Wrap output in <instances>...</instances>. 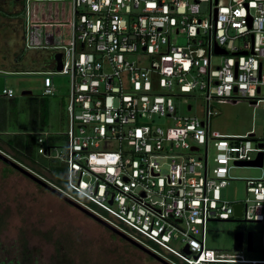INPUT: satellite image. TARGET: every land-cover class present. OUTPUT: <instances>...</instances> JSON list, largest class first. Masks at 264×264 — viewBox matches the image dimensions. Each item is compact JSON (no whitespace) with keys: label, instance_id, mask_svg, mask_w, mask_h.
Returning <instances> with one entry per match:
<instances>
[{"label":"built area","instance_id":"1","mask_svg":"<svg viewBox=\"0 0 264 264\" xmlns=\"http://www.w3.org/2000/svg\"><path fill=\"white\" fill-rule=\"evenodd\" d=\"M41 1H24L27 35L29 4ZM46 1L70 7L67 44L26 43L61 54V70L33 72L42 77V95L53 94L52 75L69 78L62 145L46 147L48 133H37V153L65 168L64 187L51 184L169 264H264V0ZM177 37L183 44H175ZM212 57L220 59L217 65ZM196 85L203 90L204 118L176 116L172 96ZM0 95L14 93L3 87ZM214 99L261 106V136L210 132ZM151 115L173 122H142L150 123ZM258 154L261 164L254 167L261 173L244 180V198L221 199L229 167ZM213 220L258 223L260 257L244 254L252 250L250 231L249 250L248 232L231 253L205 247L206 223Z\"/></svg>","mask_w":264,"mask_h":264},{"label":"rangeland","instance_id":"2","mask_svg":"<svg viewBox=\"0 0 264 264\" xmlns=\"http://www.w3.org/2000/svg\"><path fill=\"white\" fill-rule=\"evenodd\" d=\"M41 2H45L43 4L46 16L54 15L58 21L68 18V2ZM199 7L200 13L205 14L207 5L201 3ZM183 42V37L175 38V44L181 45ZM147 60L148 58L142 55V62ZM211 60L212 65H217L220 61L218 57H212ZM50 78L53 94L48 96L46 124L42 129L55 134L54 144L60 146L61 134L65 132L67 124L65 105L69 94V78L62 75H52ZM195 79L199 82L204 78ZM3 87L12 89L16 96L15 103L5 104L2 109L0 107V136L7 140L12 136L8 130V125L12 122L14 126L23 125L25 129L35 128L28 121V109L32 98L41 94L42 77L33 73H0V90ZM22 90L31 91V96H20ZM202 91L196 85L189 92L172 96L176 116L204 118L205 100L201 96ZM112 102L116 104L115 97ZM210 103L212 110L216 111V114L208 119L207 129L210 132L244 134L252 130L256 136H261V106L253 107L246 101L232 102L227 99H214ZM186 105H190L189 110ZM150 119V123L146 119L142 122L159 127L173 122L170 117L155 115H151ZM0 152L30 172L49 179L44 167L36 165L31 169L26 160L23 159L20 163L13 159V151L5 143H0ZM215 153L216 150L211 147V157ZM89 169L94 173L101 171V168L97 167ZM260 173L259 168L250 165L230 166L227 176L229 181L220 189L221 199L242 200L244 180L255 178ZM82 179L88 181L91 177L84 175ZM59 186L63 188L62 185ZM152 196V199H155V195ZM236 231L242 232L243 235L248 231L252 232V250L244 251V254L249 258H259L261 242L258 223L236 220L208 221L204 246L231 253L232 235ZM181 246V243L176 245L177 248ZM0 264L162 263L0 160Z\"/></svg>","mask_w":264,"mask_h":264},{"label":"trees","instance_id":"3","mask_svg":"<svg viewBox=\"0 0 264 264\" xmlns=\"http://www.w3.org/2000/svg\"><path fill=\"white\" fill-rule=\"evenodd\" d=\"M45 2H32L28 9V44L30 46H59L67 44L69 41V21H70V7L68 5V18L65 21H58L56 17L46 16L43 4ZM43 6H40L42 5ZM16 96L12 98H4L0 95V107L3 108L5 104L15 103ZM47 102L48 95H38L32 98L29 103L28 121L35 127L33 129H25L23 125L14 126L13 122L8 125V130L11 132V138L4 140L0 136V143H5L13 153V159L20 163L26 160L29 168L33 169L36 165L44 167L46 173L49 175L47 179L55 186L64 185V171L65 168L54 159H46L38 154L37 148V133L43 131L46 124L47 117ZM1 131V129H0ZM48 133V132H47ZM62 139L63 138V135ZM56 135L48 133L46 138V147L55 146L54 140ZM34 165V166H33ZM64 187V186H63ZM72 194L77 195L70 190Z\"/></svg>","mask_w":264,"mask_h":264},{"label":"flooded vegetation","instance_id":"4","mask_svg":"<svg viewBox=\"0 0 264 264\" xmlns=\"http://www.w3.org/2000/svg\"><path fill=\"white\" fill-rule=\"evenodd\" d=\"M25 0H0V73L46 71L49 52L27 49Z\"/></svg>","mask_w":264,"mask_h":264},{"label":"water","instance_id":"5","mask_svg":"<svg viewBox=\"0 0 264 264\" xmlns=\"http://www.w3.org/2000/svg\"><path fill=\"white\" fill-rule=\"evenodd\" d=\"M215 52L216 53H222L219 50L218 51L216 50ZM47 61L49 62V66H47V68H46L47 71H52V70L59 71V70H61V54L59 52H55V53H50L49 52ZM15 74H16V72H15ZM19 95L20 96H31V91L22 90V91H20ZM0 160L3 161L8 166H10L11 168H13V169L17 170L18 172L22 173L23 175H25L26 177H28L29 179H31L35 183H37L39 186H41V187L47 189L48 191L52 192L54 195H56L57 197H59L63 201H65V202L69 203L70 205H72L73 207L77 208L82 213H84L85 215L89 216L90 218H92L93 220H95L96 222H98L99 224L104 226L105 228H107L110 231H112L113 233L119 235L121 238H123L124 240H126L131 245L135 246L136 248H138L139 250H141L145 254H147L149 257L153 258L154 260L159 261L162 264H169L168 262L163 260L161 257H159L156 254L152 253L151 251H149L148 249L144 248L139 243L135 242L134 240H132L128 236L124 235L123 233L119 232L118 230H116L115 228H113L112 226L107 224L105 221H103L101 218H99L95 214H93L90 211H88L87 209L83 208L82 206L77 204L75 201L69 199L63 193L58 191L51 183H49L48 181L40 178L38 175L30 172L29 170H27L22 165H20L16 161L12 160L11 158H9L7 155L3 154L2 152H0ZM237 164H240V162H237ZM244 164L245 165H250V166H260V164H261L260 154H258L257 158H255L254 160H251L249 162H245ZM108 202L110 203L111 200L109 199ZM240 208H241V204L240 203L233 204V214L235 216H239L240 215ZM241 238H242L241 232L236 231V232L233 233V235H232V247H233L234 250H239L241 248ZM246 242H247V250H249L250 247H251V234H250V232H248L247 235H246ZM182 250H183V252H188V249H187L186 245L183 246Z\"/></svg>","mask_w":264,"mask_h":264},{"label":"crops","instance_id":"6","mask_svg":"<svg viewBox=\"0 0 264 264\" xmlns=\"http://www.w3.org/2000/svg\"><path fill=\"white\" fill-rule=\"evenodd\" d=\"M27 43H28V40H27ZM29 45V44H28ZM28 49V48H27ZM31 50H39V49H31ZM33 72H40V71H37V70H25V71H22V72H20V73H33ZM7 73H15V72H12V71H9V72H7ZM16 73H19V72H16Z\"/></svg>","mask_w":264,"mask_h":264},{"label":"clouds","instance_id":"7","mask_svg":"<svg viewBox=\"0 0 264 264\" xmlns=\"http://www.w3.org/2000/svg\"><path fill=\"white\" fill-rule=\"evenodd\" d=\"M44 51H46V50H44ZM47 71V70H46ZM48 181V180H47ZM49 182V181H48Z\"/></svg>","mask_w":264,"mask_h":264}]
</instances>
